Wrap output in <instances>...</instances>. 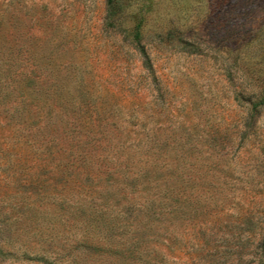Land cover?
Segmentation results:
<instances>
[{
  "label": "rangeland",
  "instance_id": "1",
  "mask_svg": "<svg viewBox=\"0 0 264 264\" xmlns=\"http://www.w3.org/2000/svg\"><path fill=\"white\" fill-rule=\"evenodd\" d=\"M106 8L0 0V58L16 88L0 97V264H42L47 224L61 235L45 194L146 201L164 182L179 195L166 258L264 264V102L246 109L264 93V0H116L113 25H141L149 70ZM38 84L49 94L27 114L36 131L3 108ZM58 148L88 165L50 172L69 158ZM134 170L131 191L122 174Z\"/></svg>",
  "mask_w": 264,
  "mask_h": 264
},
{
  "label": "trees",
  "instance_id": "2",
  "mask_svg": "<svg viewBox=\"0 0 264 264\" xmlns=\"http://www.w3.org/2000/svg\"><path fill=\"white\" fill-rule=\"evenodd\" d=\"M117 11L116 0H107L105 18L106 23L109 24L107 26L119 28L123 37L129 39L136 46L143 57V66L149 70L150 64L145 49L139 43L143 32L141 25L139 23L130 27L113 25ZM185 45L190 46L191 44L183 41L182 46ZM11 67V62L0 58V97H7L12 90L16 89L14 87L8 88ZM23 78L28 80L29 77L26 78V75H23ZM29 92L28 96L27 93L19 91L17 98L13 96L10 106L3 108V110H8L11 117H18L26 129L35 127L34 129L39 131L42 127L32 125V122L28 121L29 115L27 114L31 112L30 106L36 107L42 102L41 97H47L49 93L46 92L45 87H41V84L32 87ZM32 92H35L34 95ZM254 96H258V94L253 93L248 100L246 109L249 115L257 105L264 102V93L261 92L257 99H254ZM41 121V125L45 124L44 119ZM57 152L65 151L58 148V151L54 150L56 155ZM48 153L51 154L50 151ZM65 153L69 157L67 162L60 163L54 157L48 167L50 172H62L68 164L72 167L71 169L81 170L79 169L80 166L89 163V157L80 150L74 148ZM104 172H106L104 175L106 177L111 174L110 171ZM122 176L129 182L131 181L129 183L132 185L131 191L138 190L140 177L138 171L134 170L131 173L123 171ZM163 184L165 186L160 185L156 191L158 195L155 194L154 199L138 201L133 195H130V200L124 197L123 203L116 201V204H100L87 191L79 193L78 198L82 202L78 203V200L75 204L66 201L67 199L61 197L62 195L57 199L51 193L45 194L48 200L52 201L54 209L57 208L52 217L62 223V230L60 231L61 235H58L57 225H52L53 222H50L52 224L48 223L42 238L45 247L42 253L39 256L35 255L34 258L42 264H179L180 261H177L172 254L166 258L162 253L166 251L171 233L168 225L165 229L164 225L170 222L175 211L174 199L179 198L173 188L165 182ZM261 235L260 246L263 247L264 228ZM159 236L162 239L157 241L156 238ZM94 259H97L98 262H90Z\"/></svg>",
  "mask_w": 264,
  "mask_h": 264
}]
</instances>
